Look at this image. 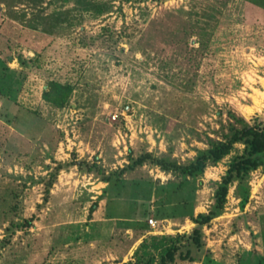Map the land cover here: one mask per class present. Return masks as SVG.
<instances>
[{
  "label": "rangeland",
  "instance_id": "374dc122",
  "mask_svg": "<svg viewBox=\"0 0 264 264\" xmlns=\"http://www.w3.org/2000/svg\"><path fill=\"white\" fill-rule=\"evenodd\" d=\"M230 115L264 125V3L0 0V264L157 260L152 238L176 235L194 261L174 264H264V167L215 209L242 144L191 180L208 224L157 203L182 179L160 163L189 164L241 127Z\"/></svg>",
  "mask_w": 264,
  "mask_h": 264
},
{
  "label": "trees",
  "instance_id": "16d2710c",
  "mask_svg": "<svg viewBox=\"0 0 264 264\" xmlns=\"http://www.w3.org/2000/svg\"><path fill=\"white\" fill-rule=\"evenodd\" d=\"M256 6H262L264 0H245ZM18 61L21 64H25L26 61L22 56H18ZM51 91L45 94L47 101L51 102L56 107H62L67 101L71 92V87L68 85H60L59 83H50ZM231 116V115H230ZM233 117L238 123L241 124L240 128L230 127V134L225 135L221 141H216L211 144L207 150L200 151L195 159H193L187 165H177L171 162H161L160 166L164 171H172L178 173L181 176V181L177 183H171L169 189L160 187L157 191L164 194V196H157L158 205H169L170 212L168 217H189L193 223L198 226L208 224L213 217L218 216L216 211H211L208 215H198L193 217L190 184L191 180H195L204 170L210 166L217 164L223 158L228 156L235 144H242L243 150L240 155L235 156L229 163L225 176L216 191V204L215 209L221 210L224 206L226 196L228 193V187L231 183L237 181L239 184H243L246 177L250 172L264 167V125L262 127L250 126L244 119ZM145 160V159H144ZM143 159L138 162L141 163ZM188 189V190H187ZM247 201V194L243 199L242 206ZM96 205L91 207L94 209ZM27 224H30L29 222ZM139 225V223H138ZM139 227H143L140 226ZM182 235H176L174 237L167 236L161 238L153 237V245L155 250L162 248L158 253V259L151 255L144 254L135 263L128 264H174L177 254L178 259L181 261H194L187 250L184 254L180 252L183 245L181 241ZM200 229L196 228L193 231L191 242L199 247L201 244ZM264 247V244H263Z\"/></svg>",
  "mask_w": 264,
  "mask_h": 264
},
{
  "label": "built area",
  "instance_id": "2783aa9c",
  "mask_svg": "<svg viewBox=\"0 0 264 264\" xmlns=\"http://www.w3.org/2000/svg\"><path fill=\"white\" fill-rule=\"evenodd\" d=\"M148 222H149L151 227H154L156 225V223H157L156 221H154L152 219H150Z\"/></svg>",
  "mask_w": 264,
  "mask_h": 264
}]
</instances>
